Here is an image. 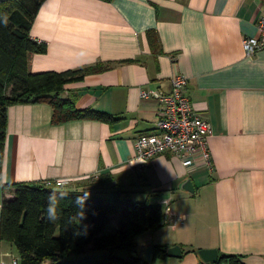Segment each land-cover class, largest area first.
<instances>
[{
	"label": "crops",
	"instance_id": "crops-1",
	"mask_svg": "<svg viewBox=\"0 0 264 264\" xmlns=\"http://www.w3.org/2000/svg\"><path fill=\"white\" fill-rule=\"evenodd\" d=\"M263 9V0H42L30 35L46 50L30 55V70L110 61L63 87L76 107L112 117L53 121L46 101L10 105L0 202L13 196L16 181L50 179L53 187L92 192H110L113 184L149 189L179 217L141 232L138 250L152 243L214 247L217 255L264 264V47L248 55L241 44L259 35ZM151 29L160 41L155 50L146 38ZM174 73L186 76L185 91L211 126V169L187 168L170 152L136 157L135 137L157 131L155 92L167 90ZM188 180L192 191L183 187ZM114 224L111 216L104 229ZM12 245L0 241V261L9 260ZM201 259L188 251L140 264H226Z\"/></svg>",
	"mask_w": 264,
	"mask_h": 264
},
{
	"label": "trees",
	"instance_id": "trees-1",
	"mask_svg": "<svg viewBox=\"0 0 264 264\" xmlns=\"http://www.w3.org/2000/svg\"><path fill=\"white\" fill-rule=\"evenodd\" d=\"M41 1L0 0V183L10 105L46 101L51 106L53 121L110 120L112 117L103 110L76 107L75 98L65 93L63 87L86 73L111 67L110 61L64 71L30 70V55L46 50L45 42L30 35ZM146 38L153 50L158 48L160 41L156 31L148 30ZM12 185L13 196L2 198L0 202V241H9L15 246L19 264H140L146 260L138 254L136 236L167 222L160 203L134 199L128 196L130 191L116 184L110 192L53 187L43 182L16 181ZM57 191L68 196L59 202L60 219L49 222L45 213L47 199L50 193ZM85 193L87 197L81 209L73 201ZM111 216L115 224L106 231L104 228ZM151 247V260L168 256L167 244L152 243ZM188 251L198 253L196 248H182L181 255ZM220 261L244 264L242 255L237 253L218 252L213 262ZM201 262L208 261L201 259Z\"/></svg>",
	"mask_w": 264,
	"mask_h": 264
},
{
	"label": "built area",
	"instance_id": "built-area-1",
	"mask_svg": "<svg viewBox=\"0 0 264 264\" xmlns=\"http://www.w3.org/2000/svg\"><path fill=\"white\" fill-rule=\"evenodd\" d=\"M259 29L257 37L242 38V46L246 54H252L264 47V9L256 19ZM186 76L174 73L169 79V88L165 91H156L157 119L156 132L139 134L134 139V149L137 158L148 159L160 152H170L177 156L185 167L197 163H204L210 168V152L208 137L211 135V126L196 111L189 95L185 91ZM146 95L145 92L140 93ZM211 169V168H210ZM209 169V170H210ZM51 184L50 179L44 180ZM60 183L61 180H57ZM168 221L179 216L167 204L163 207ZM0 264H4L3 260ZM9 264H19V258L11 256Z\"/></svg>",
	"mask_w": 264,
	"mask_h": 264
},
{
	"label": "water",
	"instance_id": "water-1",
	"mask_svg": "<svg viewBox=\"0 0 264 264\" xmlns=\"http://www.w3.org/2000/svg\"><path fill=\"white\" fill-rule=\"evenodd\" d=\"M264 4V0H263ZM183 187L188 190L192 191L191 183L185 182L183 184ZM167 255L169 256H180L181 255V247L178 244H173L167 247ZM198 253L201 256L203 260L206 261H214L217 259V249L214 247H207V248H199ZM139 256L144 260H151L152 258V247L151 245H143L141 244L139 246L138 250Z\"/></svg>",
	"mask_w": 264,
	"mask_h": 264
},
{
	"label": "clouds",
	"instance_id": "clouds-1",
	"mask_svg": "<svg viewBox=\"0 0 264 264\" xmlns=\"http://www.w3.org/2000/svg\"><path fill=\"white\" fill-rule=\"evenodd\" d=\"M7 21L5 20V23ZM68 196L65 192H52L49 194L47 199V205L45 208L46 218L49 222H56L60 219V213H59V202L63 199H65ZM87 197V193H85L84 196H77L75 201L73 203L79 207L83 208L84 200ZM82 216V212H80Z\"/></svg>",
	"mask_w": 264,
	"mask_h": 264
},
{
	"label": "rangeland",
	"instance_id": "rangeland-1",
	"mask_svg": "<svg viewBox=\"0 0 264 264\" xmlns=\"http://www.w3.org/2000/svg\"><path fill=\"white\" fill-rule=\"evenodd\" d=\"M38 41H40V40H38ZM241 41H242V39H241ZM241 44H242V42H241ZM242 48H243V46H242ZM133 190L134 191L129 192L128 196H131L132 198L138 199V200H144L145 198H148V200L152 203L157 202L158 197L156 196V194L154 192L150 191L149 189H145L144 192L141 190H137V189H133ZM143 235L144 234H139L138 236H136L135 240L138 239L139 237H142ZM8 256H9V260L8 261L3 260L4 264H9L11 256L18 259V253H17V250H16L14 245H12V251L9 252ZM7 259H8V257H7Z\"/></svg>",
	"mask_w": 264,
	"mask_h": 264
}]
</instances>
